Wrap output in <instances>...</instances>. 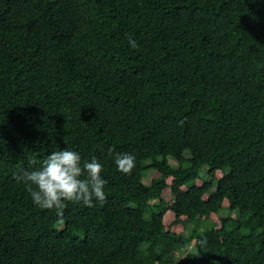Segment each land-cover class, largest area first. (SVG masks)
<instances>
[{
  "label": "trees",
  "instance_id": "1",
  "mask_svg": "<svg viewBox=\"0 0 264 264\" xmlns=\"http://www.w3.org/2000/svg\"><path fill=\"white\" fill-rule=\"evenodd\" d=\"M63 149L107 183L60 218ZM0 264H264V0H0Z\"/></svg>",
  "mask_w": 264,
  "mask_h": 264
},
{
  "label": "clouds",
  "instance_id": "2",
  "mask_svg": "<svg viewBox=\"0 0 264 264\" xmlns=\"http://www.w3.org/2000/svg\"><path fill=\"white\" fill-rule=\"evenodd\" d=\"M129 44L137 47L131 39ZM114 163L121 173L130 175L136 167V157L116 153ZM102 172L103 165L96 158L82 162L78 153L63 149L49 154L38 170H23L17 178L27 186L34 204L42 209H55L57 216L63 218L65 202L83 203L87 207H93V200L106 202L107 181Z\"/></svg>",
  "mask_w": 264,
  "mask_h": 264
},
{
  "label": "rangeland",
  "instance_id": "3",
  "mask_svg": "<svg viewBox=\"0 0 264 264\" xmlns=\"http://www.w3.org/2000/svg\"><path fill=\"white\" fill-rule=\"evenodd\" d=\"M154 175L155 174H154V172L152 170H150L149 172H147L146 175L144 176V183L145 184H149L150 180L154 177ZM220 214L224 216L225 214H227V212L222 211Z\"/></svg>",
  "mask_w": 264,
  "mask_h": 264
}]
</instances>
